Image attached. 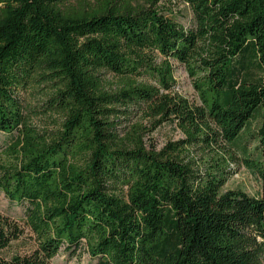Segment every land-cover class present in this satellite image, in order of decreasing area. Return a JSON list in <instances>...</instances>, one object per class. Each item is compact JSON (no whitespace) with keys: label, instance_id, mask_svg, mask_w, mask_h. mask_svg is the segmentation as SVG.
Segmentation results:
<instances>
[{"label":"trees","instance_id":"obj_1","mask_svg":"<svg viewBox=\"0 0 264 264\" xmlns=\"http://www.w3.org/2000/svg\"><path fill=\"white\" fill-rule=\"evenodd\" d=\"M71 1L0 0V192L23 210L0 213V264H52L62 249L92 264H260L264 0H183L188 26L161 0ZM172 62L197 101L175 91ZM34 84L62 114L53 131L24 114L17 91ZM253 122L257 196L224 189ZM165 123L180 137L157 147ZM27 233V252L2 254Z\"/></svg>","mask_w":264,"mask_h":264},{"label":"rangeland","instance_id":"obj_2","mask_svg":"<svg viewBox=\"0 0 264 264\" xmlns=\"http://www.w3.org/2000/svg\"><path fill=\"white\" fill-rule=\"evenodd\" d=\"M76 0H72L74 3ZM159 9L165 16L173 19L175 22L188 26L191 23V12L183 0H161L158 3ZM159 60V57L157 58ZM172 72L175 82V91L186 97L189 101H197L196 93L191 85V81L183 65L172 62ZM245 71L250 73L252 77L258 75V68L253 63L248 65ZM106 79L116 84L118 79L111 75L106 76ZM144 80L139 78L138 81ZM152 83L151 81H149ZM51 89L44 84H34L27 88H20L17 95L23 104L24 114L28 123L38 131H53L55 130L61 120L62 114L48 107L49 96ZM132 119H135L134 117ZM256 122H253L251 128L244 131L240 140L235 145V153L238 161L233 165L232 169L235 174L230 177L224 189H239L246 192L248 195L257 196L260 192V180L258 176L244 165V158H254L257 152V140L255 136L251 135L252 129ZM151 137L157 147H160L168 139H177L180 133L170 123H165L156 129ZM8 143V136L0 133V153H2L5 145ZM0 213L9 216L11 219H19L23 215L22 206L14 202H9L5 196L0 192ZM27 232V230H26ZM32 246L29 239V234L23 236L21 239L13 242L5 249L2 254L10 256L11 254H22L27 252ZM52 264H92V260L84 250L77 251L71 255L66 250L62 249L53 259ZM260 264H264V254L261 255Z\"/></svg>","mask_w":264,"mask_h":264}]
</instances>
